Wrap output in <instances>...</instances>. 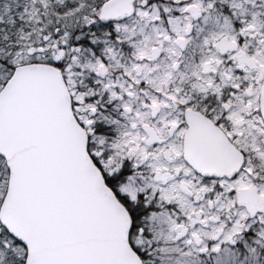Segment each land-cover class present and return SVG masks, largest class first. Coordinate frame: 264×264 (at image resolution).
Segmentation results:
<instances>
[{
    "label": "snow or ice",
    "instance_id": "1",
    "mask_svg": "<svg viewBox=\"0 0 264 264\" xmlns=\"http://www.w3.org/2000/svg\"><path fill=\"white\" fill-rule=\"evenodd\" d=\"M0 264H264V0H0Z\"/></svg>",
    "mask_w": 264,
    "mask_h": 264
}]
</instances>
